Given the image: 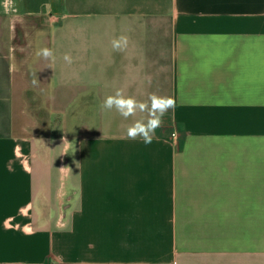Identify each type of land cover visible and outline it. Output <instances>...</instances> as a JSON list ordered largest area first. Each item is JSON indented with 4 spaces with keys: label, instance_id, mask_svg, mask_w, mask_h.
<instances>
[{
    "label": "crops",
    "instance_id": "1",
    "mask_svg": "<svg viewBox=\"0 0 264 264\" xmlns=\"http://www.w3.org/2000/svg\"><path fill=\"white\" fill-rule=\"evenodd\" d=\"M0 264H264V0H0Z\"/></svg>",
    "mask_w": 264,
    "mask_h": 264
},
{
    "label": "clouds",
    "instance_id": "2",
    "mask_svg": "<svg viewBox=\"0 0 264 264\" xmlns=\"http://www.w3.org/2000/svg\"><path fill=\"white\" fill-rule=\"evenodd\" d=\"M128 45V37L120 36L118 39L112 41L114 50L121 51ZM45 60L54 58V53L49 48H43L38 53ZM64 60L68 63L72 62L70 55L65 54ZM34 84L37 80L33 81ZM151 105L147 102H138L133 97H125L121 90H117L115 95H110L103 101L102 107L107 110L115 109L124 119H128L130 116H134L137 110L141 112H149L150 118L145 123L142 120L135 121L127 129V136L129 139H136L141 137L144 143H151L155 130L161 126L162 117L170 108L175 107V100L171 97H158L156 95L150 96ZM64 145L67 149L72 143H69L66 139ZM66 153V152H65Z\"/></svg>",
    "mask_w": 264,
    "mask_h": 264
}]
</instances>
